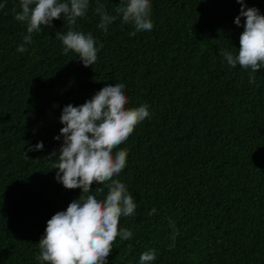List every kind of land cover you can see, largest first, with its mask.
I'll return each mask as SVG.
<instances>
[{
	"label": "trees",
	"instance_id": "obj_1",
	"mask_svg": "<svg viewBox=\"0 0 264 264\" xmlns=\"http://www.w3.org/2000/svg\"><path fill=\"white\" fill-rule=\"evenodd\" d=\"M101 2L118 17L106 33L90 0L75 26L62 15L24 44L19 0H0V264H47L36 259L47 221L81 195L106 198L96 183L92 193L65 189L53 168L59 154H51L63 144V109L119 83L126 108L147 105L149 117L113 150L128 152L113 179L137 208L120 218L133 236L117 237L108 264H139L149 249L151 264H264V65L250 84L251 69L222 55L239 51L241 4L151 0L153 29L130 36L134 27L116 11L124 0ZM244 4L264 15V0ZM73 27L97 41L92 66L63 54L56 35ZM39 142L43 150H28ZM170 220L179 232L172 249Z\"/></svg>",
	"mask_w": 264,
	"mask_h": 264
},
{
	"label": "clouds",
	"instance_id": "obj_2",
	"mask_svg": "<svg viewBox=\"0 0 264 264\" xmlns=\"http://www.w3.org/2000/svg\"><path fill=\"white\" fill-rule=\"evenodd\" d=\"M237 3L241 4V10L234 23L239 27L241 17L245 18L239 38L240 48L235 55L227 50L222 55L232 68L239 65L242 69H251V84L264 65V15L254 7L245 10L244 0H237ZM96 5L95 12L101 21L98 27L106 33L108 26L118 17L109 15L101 0H96ZM4 6L0 4V8ZM19 6L21 10L16 12L15 20L26 24L24 44H31L33 33H40L42 26L51 28L52 22L62 15L75 26L77 18L85 17L90 0H19ZM151 9V0H124L116 11L118 15L122 14L124 23L134 27L129 35L136 36L138 32L153 29ZM56 37L64 45L63 54L74 52L84 67L97 61V41L91 33L85 34L73 27L66 34L57 33ZM24 44L17 47L18 52L26 51ZM124 89L123 83L108 85L83 105L74 107L69 104L63 109L60 117V123L64 125L60 131L63 144L59 153L51 154L53 157L59 154L58 163L53 166L59 170L57 181L67 190L79 188L82 193H92V185L96 183L102 187L95 192L103 193L106 187L108 193L103 200L95 194L81 195L68 205L66 211L53 215L38 243L40 253L37 260L47 264H108L117 237L125 241L132 238L133 233L126 228L120 229L119 222L121 217L132 216L137 204L126 186L119 179H113L124 170L128 152L125 149L113 155V150L149 117V111L147 105L126 108L128 98ZM60 136L54 139L59 140ZM43 147V142H39L28 150H43ZM155 214L153 208L149 215ZM170 227L174 230L169 246L172 249L179 232L171 220ZM155 259V249H149L141 254L139 264H151Z\"/></svg>",
	"mask_w": 264,
	"mask_h": 264
}]
</instances>
